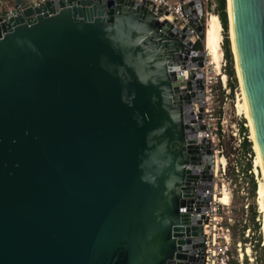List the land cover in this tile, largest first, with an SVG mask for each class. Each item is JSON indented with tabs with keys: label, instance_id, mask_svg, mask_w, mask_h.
Masks as SVG:
<instances>
[{
	"label": "water",
	"instance_id": "water-1",
	"mask_svg": "<svg viewBox=\"0 0 264 264\" xmlns=\"http://www.w3.org/2000/svg\"><path fill=\"white\" fill-rule=\"evenodd\" d=\"M12 4L0 16V264H202L200 221L181 212L200 163L176 82L183 31L147 1ZM231 10L264 160V0Z\"/></svg>",
	"mask_w": 264,
	"mask_h": 264
},
{
	"label": "built area",
	"instance_id": "built-area-1",
	"mask_svg": "<svg viewBox=\"0 0 264 264\" xmlns=\"http://www.w3.org/2000/svg\"><path fill=\"white\" fill-rule=\"evenodd\" d=\"M26 1L33 5H40L51 0ZM140 1L148 2L149 9L159 21H168L175 28L183 31L181 36L178 33L172 36V39L183 44V49L177 52L182 58L176 60L178 62L176 82L179 83L180 88L178 93L182 95L181 105L185 107L184 121L187 133L198 145L199 153L196 155L200 163L188 166V174L191 178L185 186L192 189L193 196L187 198L191 201L188 205L181 207V212L189 213L200 221L203 238L202 264H234L231 251L232 231L224 222L223 216L226 212L224 210L226 203L220 201L219 195L215 197L218 189L215 185L226 176L227 165V163L218 164L217 162V157L225 154L221 145L223 133L220 136L219 126L222 131L223 129L219 117L215 115V105L219 101L220 92L227 99L228 95L232 94V89L225 71L224 51H222L220 68L217 69L204 46V32L201 33L198 29V26L206 29L205 4L209 0ZM3 4L0 0V16L7 18L9 13H13V4L7 8ZM188 42H191V45ZM198 42L202 44V47H197ZM222 44L223 37L221 39L223 50ZM194 50L203 52L202 58L197 53H193ZM181 82L186 83L185 88L181 87ZM208 148L211 149L210 153L207 152ZM238 245L240 251L238 262L243 264L242 243L239 242Z\"/></svg>",
	"mask_w": 264,
	"mask_h": 264
},
{
	"label": "rangeland",
	"instance_id": "rangeland-1",
	"mask_svg": "<svg viewBox=\"0 0 264 264\" xmlns=\"http://www.w3.org/2000/svg\"><path fill=\"white\" fill-rule=\"evenodd\" d=\"M205 7L207 8V11H205L204 21L208 19L209 12H213V9H216L217 0L207 1ZM228 31L229 30H226V33H228L229 36ZM222 33H224L223 29ZM233 63L235 67L234 58ZM231 93L232 94H229L226 99L225 95L220 92L219 101L215 105V115L219 117L220 125L223 129V136L221 138L224 144L223 152L227 157L226 176L223 179H220L216 184L218 189L215 192V197H218L219 195L222 199V193L224 191H227L230 195L229 202L224 206L226 212L223 213V216L224 222L230 226L232 235H234V238L232 236L233 242L231 247L233 254L232 262L234 264H240L238 262L240 259L238 243L242 238V226L247 222L251 228L246 229L244 234V237L247 238V242L242 243L241 250L243 254V264H264V233L262 231L264 213L259 209L257 193H255L254 196L252 195L251 181V175H253L258 187L262 174L260 166L256 163L255 150L250 160V169H248V158H246V153L240 145L243 139V134H241L239 130L240 124L244 125V123H246V126H244L247 128L249 139L251 138L250 129L247 125L248 117L245 111L240 109L242 99L238 77L236 88H234ZM248 204H250L251 207H254L257 211L258 216L256 220H258L259 223L258 227L254 226L250 221L251 208L248 207ZM253 245H255V248H252ZM249 246L251 248L250 252H245L246 248Z\"/></svg>",
	"mask_w": 264,
	"mask_h": 264
},
{
	"label": "bare ground",
	"instance_id": "bare-ground-1",
	"mask_svg": "<svg viewBox=\"0 0 264 264\" xmlns=\"http://www.w3.org/2000/svg\"><path fill=\"white\" fill-rule=\"evenodd\" d=\"M226 7H227V13H228V20H229V37H230V42H231V47L233 51V58L234 62L237 68V76L239 79V85H240V90H241V99L242 102L240 103V109L244 110L247 117H248V127L250 129V138L253 141V148L256 152V163L258 166H260L262 178L260 179L259 185L257 187V201L259 203V209L262 213H264V160L260 151L259 144L257 142L249 106H248V101L242 81V76L236 56V51H235V42H234V31H233V20H232V10H231V0H226ZM222 24L219 19V16L214 13V12H209V17L207 19L206 23V29L204 32V46L206 50L208 51V54L210 55L215 67L217 69L220 68V63H221V56H222V48H221V39L223 37L222 33ZM217 162L218 164L220 163H227V158L225 155H219L217 157ZM216 187V185H215ZM230 199V195L227 191H224L222 193V199L220 197V201L223 203H228ZM262 231L264 233V221H263V227ZM251 248L250 246L246 248L245 252H250Z\"/></svg>",
	"mask_w": 264,
	"mask_h": 264
},
{
	"label": "trees",
	"instance_id": "trees-1",
	"mask_svg": "<svg viewBox=\"0 0 264 264\" xmlns=\"http://www.w3.org/2000/svg\"><path fill=\"white\" fill-rule=\"evenodd\" d=\"M213 12L216 13L219 16V19L221 21L224 33H223V51H224V57L226 59V67H225V71L228 75L229 78V85L232 89V92L234 90V88L237 85V68L236 65L234 67V63H233V55H232V49L230 46V37L228 36V33H226V30H229V20H228V13H227V7H226V0H217V7L216 9H213ZM229 32V31H228ZM197 47H202V44L200 42L197 43ZM235 68H236V72H235ZM239 130L240 133L243 134V139L240 143V145L243 147L244 152L246 153V158H248V169H250L251 163V157L253 155L254 149H253V141L251 139H249L248 137V133H247V128L243 125L240 124L239 126ZM219 134L220 136H222V130L220 129L219 126ZM221 145L224 147L223 141L221 139ZM224 150V149H223ZM224 153V152H223ZM225 154V153H224ZM251 181H252V195L254 196L255 193H257V185H256V181L253 177V175H251ZM248 207L251 208V217H250V221L252 222V224L254 226L259 225L258 220H256L257 218V211L254 207H251L250 204H248ZM250 229L251 227L249 226V224L246 222L243 224L242 226V232H241V240H239V242L241 243H246L247 238L244 237V234L246 232V229ZM234 238V235H232ZM260 242V241H258ZM252 248H255V245H253Z\"/></svg>",
	"mask_w": 264,
	"mask_h": 264
},
{
	"label": "crops",
	"instance_id": "crops-1",
	"mask_svg": "<svg viewBox=\"0 0 264 264\" xmlns=\"http://www.w3.org/2000/svg\"><path fill=\"white\" fill-rule=\"evenodd\" d=\"M12 1L13 0H2V2L4 3V7H9L10 5H12ZM173 1H181V0H173ZM187 1H191V0H187Z\"/></svg>",
	"mask_w": 264,
	"mask_h": 264
}]
</instances>
